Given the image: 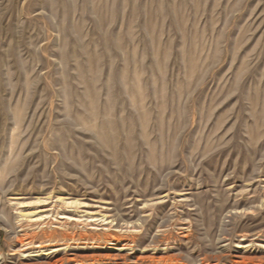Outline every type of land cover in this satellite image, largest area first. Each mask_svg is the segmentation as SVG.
Here are the masks:
<instances>
[{
	"label": "rangeland",
	"instance_id": "obj_1",
	"mask_svg": "<svg viewBox=\"0 0 264 264\" xmlns=\"http://www.w3.org/2000/svg\"><path fill=\"white\" fill-rule=\"evenodd\" d=\"M0 264H264V0H0Z\"/></svg>",
	"mask_w": 264,
	"mask_h": 264
}]
</instances>
